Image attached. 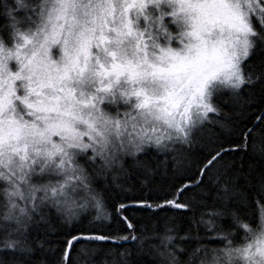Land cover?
<instances>
[{
	"label": "snow or ice",
	"instance_id": "snow-or-ice-1",
	"mask_svg": "<svg viewBox=\"0 0 264 264\" xmlns=\"http://www.w3.org/2000/svg\"><path fill=\"white\" fill-rule=\"evenodd\" d=\"M0 264H264V0H0Z\"/></svg>",
	"mask_w": 264,
	"mask_h": 264
}]
</instances>
